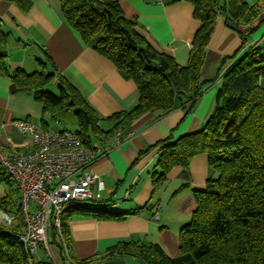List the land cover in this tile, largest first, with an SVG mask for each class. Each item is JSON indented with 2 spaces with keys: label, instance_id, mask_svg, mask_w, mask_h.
Returning <instances> with one entry per match:
<instances>
[{
  "label": "trees",
  "instance_id": "1",
  "mask_svg": "<svg viewBox=\"0 0 264 264\" xmlns=\"http://www.w3.org/2000/svg\"><path fill=\"white\" fill-rule=\"evenodd\" d=\"M3 1L13 2L24 11L33 2ZM186 1L192 4V15L199 20V26L188 60L180 65L172 54L155 47L136 21L123 15L117 1L59 0L64 20L82 41L110 60L137 87L136 104L111 115L108 119L113 125L107 130L100 127L98 115L78 88L57 73L52 62L49 72L10 71L6 54L0 51V72L9 76L14 86L27 88L40 103L43 130H48L49 121L55 120L59 111L67 110L73 111L77 122L74 132L84 144L107 140L118 130L128 131L133 121L146 112L159 118L183 104L194 106L209 82L201 77L208 40L216 18L226 16L237 26L241 45L222 60L220 68L230 63L217 73L220 85L215 108L199 130L156 143L160 151L152 171L151 194H156L174 167H187L191 157L205 154L214 177L206 180L203 189L193 192L195 208L178 233L180 255L189 259L187 264H264V87L260 85L264 79V40L248 43L255 31L252 23L262 11L264 0L253 5L245 0ZM7 38L0 21V46L6 44ZM38 62L45 67V61ZM50 84H55V91L46 89ZM0 181L5 186L0 210L13 214L10 222L0 220V263L29 264L18 239L24 227L19 190L1 165ZM152 206L148 202L137 210ZM67 213L111 221H123L133 214L113 211L103 201H89L84 209ZM67 213L62 216L61 234L53 232L54 238L59 236L63 257L65 253L69 255ZM115 255H130L140 264H178L155 242L121 241L104 253ZM93 261L91 258L74 263Z\"/></svg>",
  "mask_w": 264,
  "mask_h": 264
},
{
  "label": "crops",
  "instance_id": "2",
  "mask_svg": "<svg viewBox=\"0 0 264 264\" xmlns=\"http://www.w3.org/2000/svg\"><path fill=\"white\" fill-rule=\"evenodd\" d=\"M115 1L123 15L136 21L155 47L172 54L178 64H186L199 26V20L192 15L190 2ZM245 1L253 5L261 0ZM0 21L8 33L6 44L0 46V51L6 54L8 70L22 69L30 73L44 69L49 72L53 69L52 62L56 72L77 87L95 110L102 129L107 130L113 125L108 119L111 115L136 104L139 94L135 83L124 78L110 60L82 41L64 20L59 0H33L27 11L13 2L0 0ZM252 26L255 31L248 43L264 40V5ZM240 45L237 29L227 25L226 16H218L201 70L202 79L209 82L192 108L188 103L183 104L159 118L146 112L133 121L128 131L118 130L110 139L91 142L97 143L104 151L92 166L98 175L90 187L93 197L98 193L99 182H102L103 188L99 191L101 201L109 204L113 211L133 214L123 221H111L67 213L70 215L67 219L69 255L65 253L66 257L62 256L59 236L54 238L51 233L47 249L38 246L32 263L73 264L74 261L92 258L93 264H140L130 255L104 256L109 247L132 239L140 243H158L178 264L188 263L189 259L180 255L179 229L188 223L195 208L193 192L203 189L206 180L214 177V171L205 154L194 155L187 167H174L152 197V171L160 151V145L156 143L171 136L195 132L203 126L216 105L220 85L217 73L230 63L228 61L220 68L222 60L233 55ZM39 60L45 61L44 68ZM50 85L55 88V84ZM260 85L264 87V79L260 80ZM41 118L42 107L31 92L14 86L9 76L0 72V151L21 153L30 150L33 147L31 138L18 131L15 121L28 120L41 127ZM76 123L73 113L62 110L56 114L55 120L49 121L48 130L68 129L69 125L75 126V130ZM116 135L119 141L114 143ZM4 195L5 186L0 181V200ZM148 202L153 205L151 209L137 210ZM12 215L9 211L0 210L1 221L10 222ZM50 243L55 256L57 253L56 258Z\"/></svg>",
  "mask_w": 264,
  "mask_h": 264
},
{
  "label": "built area",
  "instance_id": "3",
  "mask_svg": "<svg viewBox=\"0 0 264 264\" xmlns=\"http://www.w3.org/2000/svg\"><path fill=\"white\" fill-rule=\"evenodd\" d=\"M15 125L31 138L33 147L21 153L0 151V165L19 190L24 227L18 239L31 264L38 246L47 249L49 235L61 234L65 213L101 198L102 182L95 197L90 187L98 176L93 163L104 151L97 143L84 144L68 129L43 130L28 120H17ZM118 141L114 136V143Z\"/></svg>",
  "mask_w": 264,
  "mask_h": 264
},
{
  "label": "rangeland",
  "instance_id": "4",
  "mask_svg": "<svg viewBox=\"0 0 264 264\" xmlns=\"http://www.w3.org/2000/svg\"><path fill=\"white\" fill-rule=\"evenodd\" d=\"M52 86H53V85H48V86L46 87V89H47V90H51V91H55L54 88H52ZM69 112L73 113V111H69ZM73 114H74V113H73ZM67 128H68V130L70 129V131H74L75 126H73V125L70 126V125H69V126H67ZM91 201H101V198H100L99 200H98V199H96V200H95V199H91ZM88 202H89V201H88ZM50 245H51V246H50V247H51V251H52L53 254H54V251H55V250H54V248H53V244L50 243ZM54 257H55V258L57 257V253H56V256H55V254H54ZM47 258H48V259H47ZM47 258L44 257L45 260H50L49 257H47Z\"/></svg>",
  "mask_w": 264,
  "mask_h": 264
},
{
  "label": "water",
  "instance_id": "5",
  "mask_svg": "<svg viewBox=\"0 0 264 264\" xmlns=\"http://www.w3.org/2000/svg\"><path fill=\"white\" fill-rule=\"evenodd\" d=\"M227 25L230 26V27H232V28H236L237 27L235 24L232 23L231 20H228L227 21Z\"/></svg>",
  "mask_w": 264,
  "mask_h": 264
}]
</instances>
